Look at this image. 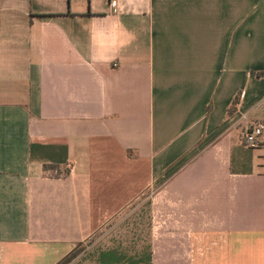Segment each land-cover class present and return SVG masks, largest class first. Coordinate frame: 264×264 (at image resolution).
Here are the masks:
<instances>
[{
	"label": "crops",
	"instance_id": "obj_1",
	"mask_svg": "<svg viewBox=\"0 0 264 264\" xmlns=\"http://www.w3.org/2000/svg\"><path fill=\"white\" fill-rule=\"evenodd\" d=\"M119 1L0 0V264H264V0Z\"/></svg>",
	"mask_w": 264,
	"mask_h": 264
},
{
	"label": "built area",
	"instance_id": "obj_2",
	"mask_svg": "<svg viewBox=\"0 0 264 264\" xmlns=\"http://www.w3.org/2000/svg\"><path fill=\"white\" fill-rule=\"evenodd\" d=\"M108 3L113 13H117L121 10L119 0H108ZM242 118H244V116H241V119ZM242 143L249 148L261 146L264 143V124L256 123L245 126L242 132Z\"/></svg>",
	"mask_w": 264,
	"mask_h": 264
},
{
	"label": "trees",
	"instance_id": "obj_3",
	"mask_svg": "<svg viewBox=\"0 0 264 264\" xmlns=\"http://www.w3.org/2000/svg\"><path fill=\"white\" fill-rule=\"evenodd\" d=\"M49 167L45 166V169H47ZM80 251V248H77L73 251H71L70 253H68L65 257H63V259H61L60 261H58L56 264H66L67 262H69L78 252Z\"/></svg>",
	"mask_w": 264,
	"mask_h": 264
}]
</instances>
